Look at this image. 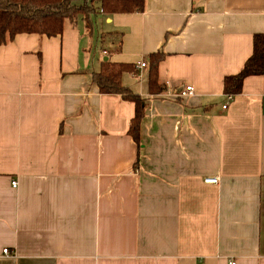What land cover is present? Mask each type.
<instances>
[{
    "label": "crops",
    "instance_id": "0c3cea01",
    "mask_svg": "<svg viewBox=\"0 0 264 264\" xmlns=\"http://www.w3.org/2000/svg\"><path fill=\"white\" fill-rule=\"evenodd\" d=\"M255 34L264 0H145L0 46V264H264V75L223 94ZM107 60L134 66L139 147L134 104L92 82Z\"/></svg>",
    "mask_w": 264,
    "mask_h": 264
},
{
    "label": "trees",
    "instance_id": "16d2710c",
    "mask_svg": "<svg viewBox=\"0 0 264 264\" xmlns=\"http://www.w3.org/2000/svg\"><path fill=\"white\" fill-rule=\"evenodd\" d=\"M145 0H0V46L12 41L18 34H37L56 37L67 28H74L79 16L90 28L91 18L97 14H133L144 11ZM163 58L161 51L149 56L148 90L151 94L163 91L157 68ZM134 70L131 64L102 61L98 72L92 74V82L104 95L120 96L132 102L135 114L129 127V135L139 147V130L144 116L145 101L121 83L124 73ZM264 75V37L253 36L252 55L235 75L223 79V94L232 97L241 94L245 78Z\"/></svg>",
    "mask_w": 264,
    "mask_h": 264
},
{
    "label": "built area",
    "instance_id": "2783aa9c",
    "mask_svg": "<svg viewBox=\"0 0 264 264\" xmlns=\"http://www.w3.org/2000/svg\"><path fill=\"white\" fill-rule=\"evenodd\" d=\"M104 55H106V52H103ZM147 67V64L145 61H141L139 63L136 64V68L139 69H144ZM192 91V87L191 86H186L183 90L179 91L176 93V97L178 98H185L187 97ZM232 99V96L227 95L226 96V100L229 101ZM222 109L225 110L226 109V105L222 106ZM204 183L205 184H209V185H217L219 183V179L217 177H208L204 179ZM12 187L15 188L16 187V183L12 182ZM3 254H8V250L7 249H3ZM230 264H234L233 262H231Z\"/></svg>",
    "mask_w": 264,
    "mask_h": 264
},
{
    "label": "rangeland",
    "instance_id": "374dc122",
    "mask_svg": "<svg viewBox=\"0 0 264 264\" xmlns=\"http://www.w3.org/2000/svg\"><path fill=\"white\" fill-rule=\"evenodd\" d=\"M95 31H96V26H94V35H95Z\"/></svg>",
    "mask_w": 264,
    "mask_h": 264
}]
</instances>
